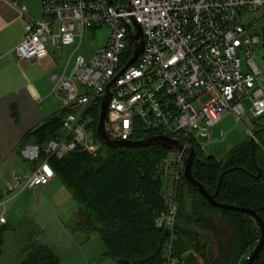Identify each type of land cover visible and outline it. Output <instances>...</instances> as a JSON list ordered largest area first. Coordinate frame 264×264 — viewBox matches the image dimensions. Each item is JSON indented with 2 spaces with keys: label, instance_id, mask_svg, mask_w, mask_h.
<instances>
[{
  "label": "built area",
  "instance_id": "2783aa9c",
  "mask_svg": "<svg viewBox=\"0 0 264 264\" xmlns=\"http://www.w3.org/2000/svg\"><path fill=\"white\" fill-rule=\"evenodd\" d=\"M41 4L40 20L26 6L13 5L25 25L24 40L14 51L18 60L46 58L47 45L76 46V53L92 28L106 27L109 37L105 47L93 46L89 59L78 56L68 77L66 71L61 77L50 76L52 93L63 99L70 113L63 121V133L48 142L44 158H37L31 174L16 177L23 189L35 191L50 184L55 178L53 158L80 150L98 152L90 149L95 139L87 114L114 80L105 123L113 141H132L140 126L154 136L178 140L188 149L199 136L210 137L229 114L242 125L248 114L252 121L264 116V75L253 56L262 43L259 27L264 22V0H41ZM253 14L258 19L248 20ZM134 22L142 26L144 51L120 74L134 54L129 39V33L136 32ZM130 44L132 55L123 65ZM204 98L208 99L205 104ZM245 100L250 102L249 111ZM173 154L164 163L170 171L169 211L157 221L158 227L171 232L188 157L186 151ZM6 186L9 192L16 191L14 183ZM6 223L3 213L0 226ZM172 241L173 237L167 245L166 264L176 263L171 257Z\"/></svg>",
  "mask_w": 264,
  "mask_h": 264
},
{
  "label": "trees",
  "instance_id": "16d2710c",
  "mask_svg": "<svg viewBox=\"0 0 264 264\" xmlns=\"http://www.w3.org/2000/svg\"><path fill=\"white\" fill-rule=\"evenodd\" d=\"M262 25L260 36L264 44V22ZM132 50L130 44L123 65L131 57ZM69 113V110H62L33 133L40 158H44L48 142L63 133V121ZM100 113L101 101H98L87 114L95 140H98L96 130ZM254 123L259 129L254 134L258 144L249 138L223 161L207 156L197 140L191 141L189 147L195 151L193 178L211 195L220 187L216 202L254 211L264 222V116ZM259 134L263 139H258ZM154 135L139 126L132 141ZM175 151L160 146L110 149L101 143L97 153L80 150L53 158L50 164L55 177L77 206L79 231L87 239L100 238L106 248L105 256L117 264H166L167 245L173 233L176 240L172 241L171 257L175 260L187 250L188 237H181L185 234L209 242L211 251L205 264H246L261 237L258 223L250 215L211 207L184 176L177 190L178 213L174 230L158 227V219L169 211L164 163ZM186 191H193L197 197L194 201L196 214L190 221H183L178 230L180 215L186 207ZM206 209L218 216L206 215ZM223 230L229 231V237ZM3 244L0 236V248ZM24 256L22 264L61 263L53 250L42 245L28 246ZM187 264L198 263L191 259ZM254 264H264V249Z\"/></svg>",
  "mask_w": 264,
  "mask_h": 264
},
{
  "label": "crops",
  "instance_id": "0c3cea01",
  "mask_svg": "<svg viewBox=\"0 0 264 264\" xmlns=\"http://www.w3.org/2000/svg\"><path fill=\"white\" fill-rule=\"evenodd\" d=\"M15 3L26 6L22 0H0V177L3 182L0 205L10 204L9 212L13 215L10 219L12 224L17 221L22 224L29 218L25 215H32L31 224L35 226L46 221L43 214L46 213V208L52 207V199L60 194L61 185L57 183L58 178L55 177L48 186L29 191L23 189L22 183H16L15 179L29 176L40 155L33 133L46 121L64 110V101L52 93L50 82V76L60 74L61 70L56 59L58 52L62 49L47 45L49 55L46 58L33 61L18 60L14 51L24 40L25 25L19 11L13 6ZM41 5L40 0L42 17ZM28 12L35 18L29 8ZM202 149L204 150L203 147ZM8 182L16 185L19 194L4 200ZM24 193L28 194L25 199H28L30 203L26 213L16 209ZM3 213L5 214V211L0 215ZM4 217L7 223L0 226V236L5 244L4 236L11 225L6 215ZM65 235L69 242L76 239L70 230ZM37 239V242L21 247L23 254L30 245H41L40 236ZM42 246L55 252L51 244H42ZM56 255L58 256L57 253Z\"/></svg>",
  "mask_w": 264,
  "mask_h": 264
},
{
  "label": "rangeland",
  "instance_id": "374dc122",
  "mask_svg": "<svg viewBox=\"0 0 264 264\" xmlns=\"http://www.w3.org/2000/svg\"><path fill=\"white\" fill-rule=\"evenodd\" d=\"M22 2L29 8L35 19L40 20L42 18L40 0H22ZM258 17V15L253 14L248 18V20H257ZM262 27L263 25H261L259 28L261 29ZM108 37L109 32L106 27L101 29L99 28L95 31L88 30L85 33L80 49L76 53H74L76 46L63 48L60 50L56 59V63L61 70L58 76L61 77L66 70V76L68 77L74 68L76 58L78 56H83L85 59H89L91 53L93 52V46L97 48L105 47L107 45ZM253 56L256 64L259 66L264 75L263 43H261L260 46L255 50ZM242 60L245 62V57H243ZM207 101L208 99L204 98L202 102L205 104ZM243 103L247 111H249L250 102L245 100ZM246 129H248L253 134L259 130L257 126L253 125L250 114H248L243 119V125L237 123L235 118L229 114L225 116L222 122L212 130V135L209 137L211 139H207L204 136H199L197 138V142L201 147L204 148V152L207 156H212L220 161H223L235 147L249 140L250 136ZM222 133H224L223 137L221 136ZM194 134L197 136L196 132H194ZM257 137L260 140L263 139L262 134H259ZM94 142L95 144L91 145L90 149L100 150V141L95 140ZM255 143L258 144L256 141ZM173 156L174 154H171L169 158L172 159ZM163 171L165 173V190L166 192H169L167 189L169 190L170 186V171L166 165ZM57 183L61 185V192L59 191L60 194L52 199V207L46 208V213L43 214L46 218V221L43 222V224L39 223L35 226L32 225V215H25V217H29L30 219L28 218L22 224H20L19 221L15 222V224H12L10 219L13 215L11 212H9L10 204L6 206L7 203H4L3 207H0V213L5 211L4 215H6L8 220H10L11 225V228L5 233L4 236L5 244H3L0 248V264H22L25 256L21 247L26 246L31 242H37L38 236H40L41 245L51 244V247L55 248L54 250L61 260L60 264H117L115 260L105 256L106 248L100 238L97 237L93 239H87L79 231L77 226L78 220L76 216L78 213L77 206L58 180ZM2 188L3 182L2 178L0 177V193L2 192ZM5 189L7 192L4 195V200H8L10 197H14L19 194V190L11 193L9 192L8 188ZM27 195V193L23 194L20 201L21 203L18 204V207L16 208L20 212L22 211L26 213L28 211L30 203L28 199H25ZM165 198L168 200L167 193ZM196 198L197 197L193 191H186V207L183 213L180 215L178 230H180L181 223L183 221H190L192 216L196 214L194 207V201L196 202ZM204 213L206 215L210 214V216L213 218L218 216L216 214H211L208 209H206ZM68 230L74 232L73 236L76 238L72 239L70 242L67 238H65L67 237L65 233H67ZM29 231L31 232L28 233ZM217 231V233H219L218 228ZM223 231L225 232V235L229 237V231ZM173 235L175 234H171V237H173L174 241L176 239H174L175 236ZM256 235L259 236L258 232ZM181 237L183 239L188 237L187 250L182 254L181 257L176 259L175 264H187L191 259H195L198 264H205L206 258L211 251L209 242L206 239L195 236L190 237L185 234Z\"/></svg>",
  "mask_w": 264,
  "mask_h": 264
},
{
  "label": "water",
  "instance_id": "95a60500",
  "mask_svg": "<svg viewBox=\"0 0 264 264\" xmlns=\"http://www.w3.org/2000/svg\"><path fill=\"white\" fill-rule=\"evenodd\" d=\"M109 1L112 3V0H109ZM134 27H135L136 32L129 33L130 43L134 47V54L120 74L125 72V70H127L132 65H134L138 61V59L140 58V56L142 55L144 51V38H143L142 26L134 22ZM114 82L115 80L112 81L107 86V89H106L107 93L101 101V113H100L99 123H98L97 130H96L97 137L100 143L104 144L110 149L160 146L168 151H174V150L186 151V153L188 154V157L186 159L185 172H184V178L186 182L192 185L193 187H195V189L200 193V195L206 200V202L211 207L221 210V211L238 212V213H244V214L250 215L260 226V229H261L260 240L258 241L256 248L254 249L252 255L248 258L247 263H246V264H254L258 260V258L260 257L264 249V222L262 221L260 216L257 215L254 211H251L249 209L237 208V207L230 206V205L219 204L216 202V197L218 196L220 192V187L218 188L216 194L211 195L206 191V189L201 184H199L193 178L192 170H193V164L195 160L194 149L192 148L185 149V147L182 145L180 141L171 139L169 137H163V136H154V137H150V138H147L141 141H113L107 136L105 132V123L107 119L110 102L112 99L110 87L113 85Z\"/></svg>",
  "mask_w": 264,
  "mask_h": 264
}]
</instances>
